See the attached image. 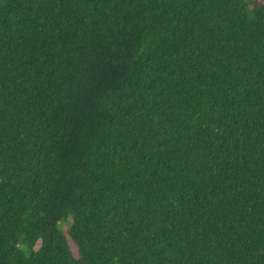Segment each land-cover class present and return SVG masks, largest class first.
Listing matches in <instances>:
<instances>
[{"label":"trees","instance_id":"1","mask_svg":"<svg viewBox=\"0 0 264 264\" xmlns=\"http://www.w3.org/2000/svg\"><path fill=\"white\" fill-rule=\"evenodd\" d=\"M0 264H264V3L0 0Z\"/></svg>","mask_w":264,"mask_h":264},{"label":"rangeland","instance_id":"2","mask_svg":"<svg viewBox=\"0 0 264 264\" xmlns=\"http://www.w3.org/2000/svg\"><path fill=\"white\" fill-rule=\"evenodd\" d=\"M245 1L250 4L252 0H245ZM260 1L264 3V0H260ZM70 221L71 219H69L67 222L59 224V227H61L63 230H66L70 225Z\"/></svg>","mask_w":264,"mask_h":264}]
</instances>
